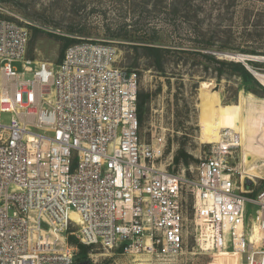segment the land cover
I'll return each instance as SVG.
<instances>
[{
	"label": "built area",
	"instance_id": "built-area-1",
	"mask_svg": "<svg viewBox=\"0 0 264 264\" xmlns=\"http://www.w3.org/2000/svg\"><path fill=\"white\" fill-rule=\"evenodd\" d=\"M30 40L28 27L0 21V264H76L70 236L125 254L183 252L187 181L159 164L164 138L141 139L138 75L91 40L59 63L33 62ZM238 147L222 132L192 182L197 245L264 264V177L255 195Z\"/></svg>",
	"mask_w": 264,
	"mask_h": 264
},
{
	"label": "rangeland",
	"instance_id": "rangeland-1",
	"mask_svg": "<svg viewBox=\"0 0 264 264\" xmlns=\"http://www.w3.org/2000/svg\"><path fill=\"white\" fill-rule=\"evenodd\" d=\"M2 20L30 29L28 59L33 62L59 63L71 46L87 40L115 48L116 65L136 73L139 91L144 89L151 94L147 120L140 129L142 141L151 143L164 138L159 164L170 173L183 174L187 181L183 186V203L188 238L183 252L172 255L164 253L161 247L153 255L125 254L118 248L91 246L85 261L243 264L232 249L207 254L197 245L199 221L193 206L192 182L224 131L240 143L237 164L244 174L240 126L248 111L249 96L264 99V85L252 73L264 74V61L260 60L264 59V0H0ZM145 46L171 50L163 72L157 71L153 60L146 56ZM219 53L241 58H222ZM204 55L243 64L259 86L250 81L248 84L257 89L245 90L240 73L207 61ZM243 56L254 59L249 61ZM248 61L258 65H249ZM13 66L23 72L22 63L15 62ZM218 68L225 71L221 80L217 78ZM217 123L225 128L214 130ZM178 157H183L180 164L175 161ZM186 157L189 165L184 164ZM262 163L258 160V164ZM257 182L255 195L263 189V181ZM249 214L254 217L252 206ZM69 246L76 248L70 241ZM76 249V264L85 262L79 260ZM243 260L247 263V255L243 254Z\"/></svg>",
	"mask_w": 264,
	"mask_h": 264
},
{
	"label": "bare ground",
	"instance_id": "bare-ground-1",
	"mask_svg": "<svg viewBox=\"0 0 264 264\" xmlns=\"http://www.w3.org/2000/svg\"><path fill=\"white\" fill-rule=\"evenodd\" d=\"M254 73L258 80L264 85V74L256 71ZM248 102V111L240 126V133L244 144L243 165L245 168L244 174L242 175L257 182L264 176V99H256L253 96H249ZM217 127L222 129L225 128L222 123L214 125L212 128L215 130ZM258 134L259 136L261 135V137H258ZM258 160L263 163L261 165L258 164ZM74 217L78 219L77 216ZM198 221L200 224L199 219ZM146 242L149 244L148 239Z\"/></svg>",
	"mask_w": 264,
	"mask_h": 264
},
{
	"label": "trees",
	"instance_id": "trees-1",
	"mask_svg": "<svg viewBox=\"0 0 264 264\" xmlns=\"http://www.w3.org/2000/svg\"><path fill=\"white\" fill-rule=\"evenodd\" d=\"M75 42V41H70V43ZM144 50L146 51V56L149 57L150 59L153 60L154 62V67L156 68L157 71L163 72L165 70V66L167 63V58L166 56L170 54L171 50L166 49V48H160V47H152V46H145ZM185 53V52H184ZM189 53V52H188ZM198 54H201L197 52ZM196 53V54H197ZM202 55V54H201ZM204 59L207 61H212L213 63H217L220 65V67H228L232 68L233 71L240 73L239 76H241L244 80V89L249 91V92H255L257 89L256 87L250 86L248 83L251 81L256 84V86H259L258 82L254 77L251 75V73L245 68V66L241 63H236V62H228L225 60H218L212 56L204 55ZM249 65L257 66L258 64L254 62H247ZM218 71V79L221 80L222 77L224 76L225 71L223 69H217ZM151 99V94L146 92L144 89L138 92V104H137V113H138V120L140 124V129L144 126L147 120V111H148V104ZM183 159V157H178L176 158V163L180 164ZM184 164L189 165L188 158L184 160ZM69 241L71 244L76 246L79 249V260L85 261L88 259V253L91 250L89 246H85L82 243L79 242V240L74 237L70 236ZM122 251V250H121Z\"/></svg>",
	"mask_w": 264,
	"mask_h": 264
},
{
	"label": "water",
	"instance_id": "water-1",
	"mask_svg": "<svg viewBox=\"0 0 264 264\" xmlns=\"http://www.w3.org/2000/svg\"><path fill=\"white\" fill-rule=\"evenodd\" d=\"M219 55H220L222 58H227V59H236V58H239V57H240V55H237V54H230V53H219ZM243 58H244V59H247V60H249V61H251L250 59H254V58L244 57V56H243ZM260 60H263V61H264V59H260ZM246 66H247L248 69L251 71L249 65L247 64ZM252 73H253L254 76L256 77L255 73H254V72H252ZM246 184H247V186H248L249 188L252 187V186L254 185V183H253L251 180H247ZM79 264H90V261H85V262H82V263H79Z\"/></svg>",
	"mask_w": 264,
	"mask_h": 264
}]
</instances>
